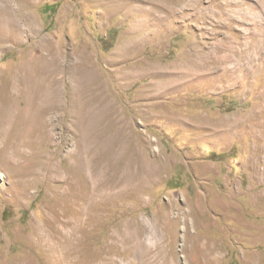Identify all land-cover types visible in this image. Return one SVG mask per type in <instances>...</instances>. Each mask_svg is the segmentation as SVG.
Listing matches in <instances>:
<instances>
[{
  "label": "rangeland",
  "instance_id": "1",
  "mask_svg": "<svg viewBox=\"0 0 264 264\" xmlns=\"http://www.w3.org/2000/svg\"><path fill=\"white\" fill-rule=\"evenodd\" d=\"M0 264H264V0H0Z\"/></svg>",
  "mask_w": 264,
  "mask_h": 264
},
{
  "label": "bare ground",
  "instance_id": "2",
  "mask_svg": "<svg viewBox=\"0 0 264 264\" xmlns=\"http://www.w3.org/2000/svg\"><path fill=\"white\" fill-rule=\"evenodd\" d=\"M52 52H54L55 55L57 54V50L55 48H52ZM53 64L55 66L54 71L59 70V68H61L62 66H65V68L69 69L68 72H67V75L71 79V81H70L71 82V84H70V92L72 94L76 93V91L78 89V86H79V83H80V85H81L83 90H87L88 88L91 87L92 81L97 78V76H96V74L94 72V69H91L89 67L90 65L88 63H84L83 61H79V60L73 61V62H68L67 61L65 63L62 60H57ZM7 120H9V119H7ZM77 249H79V248H77Z\"/></svg>",
  "mask_w": 264,
  "mask_h": 264
},
{
  "label": "trees",
  "instance_id": "3",
  "mask_svg": "<svg viewBox=\"0 0 264 264\" xmlns=\"http://www.w3.org/2000/svg\"><path fill=\"white\" fill-rule=\"evenodd\" d=\"M56 8V7H55ZM49 10H53L52 8L51 9H49ZM56 11V10H55ZM54 10H53V12H55Z\"/></svg>",
  "mask_w": 264,
  "mask_h": 264
}]
</instances>
